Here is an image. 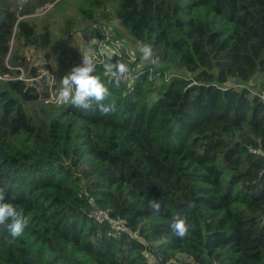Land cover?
I'll return each mask as SVG.
<instances>
[{
    "label": "trees",
    "instance_id": "1",
    "mask_svg": "<svg viewBox=\"0 0 264 264\" xmlns=\"http://www.w3.org/2000/svg\"><path fill=\"white\" fill-rule=\"evenodd\" d=\"M63 1L0 0V188L29 218L15 242L0 227V264H264V0H78L66 26L117 19L160 57L119 88L96 64L108 116L48 101L33 14Z\"/></svg>",
    "mask_w": 264,
    "mask_h": 264
},
{
    "label": "clouds",
    "instance_id": "2",
    "mask_svg": "<svg viewBox=\"0 0 264 264\" xmlns=\"http://www.w3.org/2000/svg\"><path fill=\"white\" fill-rule=\"evenodd\" d=\"M138 52L144 61L153 64L158 63L160 57L155 54L154 47L143 41L138 43ZM93 50L89 49L88 54L82 55L81 63L72 67L60 78V85L56 90L55 104L58 108L73 107L84 112H98L108 116L117 111L115 101L110 100L111 92L100 75H97V65L92 58ZM104 75L109 78V83L119 88L122 83L131 78L129 65L121 59L113 62L112 56L105 59L102 65ZM6 192L0 188V227L6 228L10 242L20 238L29 226V218L25 216L17 206L6 202ZM191 208L192 202H186ZM148 208L154 213L161 212V202L149 199ZM173 234L179 238L187 237L190 225L186 218L175 217L170 223Z\"/></svg>",
    "mask_w": 264,
    "mask_h": 264
},
{
    "label": "rangeland",
    "instance_id": "3",
    "mask_svg": "<svg viewBox=\"0 0 264 264\" xmlns=\"http://www.w3.org/2000/svg\"><path fill=\"white\" fill-rule=\"evenodd\" d=\"M62 1L63 0H61V2ZM77 1L78 0H64L63 4L60 2L57 5L58 10L56 9L53 12H47V10L50 8L48 6L37 9L36 13L33 14L34 16L45 15L46 18L50 20L53 41L51 46L45 52L39 55L42 57V59H44L45 62L43 63L41 69L49 66L58 77L59 83L60 78H62V76L67 71L81 63L82 55L88 54L89 49H92L91 42L94 34H91V30L94 26V23L86 19L80 24H73L70 28L65 25L66 17L74 14L73 9ZM199 13L200 11L197 10L195 15H198ZM107 24H109L111 27L116 25L118 31L121 33V38L140 56L137 47L138 44L133 41L132 36L126 29H124L119 20L113 19ZM149 63L152 62L140 59L138 62V68H140L143 64ZM156 64L157 63H155V65ZM250 86L258 91L255 86ZM154 98L155 96L152 97V99ZM77 126L78 123L75 126V129ZM95 131L99 135L106 134L107 132L104 129H96ZM80 140L81 139L79 138L78 141Z\"/></svg>",
    "mask_w": 264,
    "mask_h": 264
},
{
    "label": "built area",
    "instance_id": "4",
    "mask_svg": "<svg viewBox=\"0 0 264 264\" xmlns=\"http://www.w3.org/2000/svg\"><path fill=\"white\" fill-rule=\"evenodd\" d=\"M94 28V35L92 39V49H93V56L96 64H102L105 59L109 56L112 58L121 59L129 65L131 71V78L129 81L124 82L128 86L132 85V82L137 76V69H138V61H137V54L135 50L129 46L122 38H119L115 35L113 28L109 25L105 24H95ZM143 66V65H142ZM150 71H152L150 69ZM22 74L20 75V77ZM41 76H47L48 80L50 81V86L52 85V75L50 70L47 67H44L41 72ZM50 77V79H49ZM10 76L8 74H0V80H8ZM56 92L51 91L48 97V101L55 103ZM254 152V150H252ZM262 158L264 159V151H259ZM260 175H264V165L260 171ZM91 215L94 217L96 221H102L103 219H108L110 222L111 228L114 229L117 233L124 231L125 226L119 220L109 219L107 215L98 209H92ZM146 256L148 257L149 264H160L156 261L149 252H146ZM167 264H172L168 262Z\"/></svg>",
    "mask_w": 264,
    "mask_h": 264
}]
</instances>
